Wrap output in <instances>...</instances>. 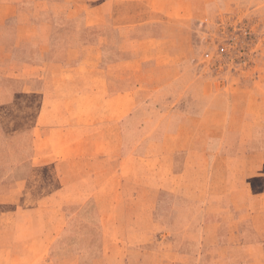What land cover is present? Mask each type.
Here are the masks:
<instances>
[{"label":"crops","instance_id":"crops-1","mask_svg":"<svg viewBox=\"0 0 264 264\" xmlns=\"http://www.w3.org/2000/svg\"><path fill=\"white\" fill-rule=\"evenodd\" d=\"M241 3L264 10L64 0L59 24L48 7L0 4V81L21 83L0 88V111L31 134L25 177L0 165V264H36L71 224L96 244L60 264H264V88L238 110L195 55L193 22Z\"/></svg>","mask_w":264,"mask_h":264},{"label":"rangeland","instance_id":"rangeland-1","mask_svg":"<svg viewBox=\"0 0 264 264\" xmlns=\"http://www.w3.org/2000/svg\"><path fill=\"white\" fill-rule=\"evenodd\" d=\"M7 1H19L20 3L25 1L23 6L25 12L48 7L49 11L55 15L56 23H66V15L59 16L58 14L64 8L62 5L64 0H0V4L7 3ZM20 17L18 16V20L26 19L23 15ZM12 23L14 24L15 21ZM193 29L196 58L199 62H203L201 65L214 78L219 87H224L231 95L234 93L238 110L245 109L249 101H253V98H258L263 93L264 88V10L261 7L243 3L229 4L221 15L213 16L209 21L204 23L194 21ZM6 44L9 45V43ZM20 87L21 83L12 79L2 78L0 81V88L4 91H17ZM9 99L11 98H2L6 102ZM237 114L241 119L236 126L241 131L242 128L239 126L245 124L242 117L248 112L239 111ZM250 114L255 116L258 112H250ZM18 115L0 111V136L5 142L0 147V165L6 171L10 169L12 175L20 180L27 172L25 162L31 154L29 143L31 134L30 132L12 133L10 126L15 124L13 117L18 119ZM237 129L235 128L233 136H238ZM9 154L11 161L8 159ZM170 198L167 194L162 195V200L166 203L158 212L160 222L168 217ZM80 229L79 224H71L65 234L52 245L50 254L43 260L37 261L36 264H60L65 259V255H71L88 244H96V242L80 240ZM137 243L139 242L135 244ZM259 246L262 247L259 248L260 252L264 253V234ZM132 254L128 259L130 264L141 260L139 253L132 252ZM20 259L16 261L30 262L32 258H22L21 261Z\"/></svg>","mask_w":264,"mask_h":264}]
</instances>
